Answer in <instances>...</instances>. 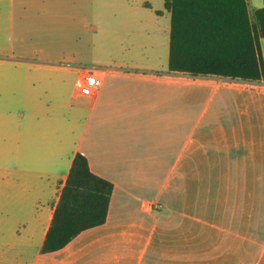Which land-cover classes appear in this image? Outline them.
<instances>
[{"label":"crops","instance_id":"crops-1","mask_svg":"<svg viewBox=\"0 0 264 264\" xmlns=\"http://www.w3.org/2000/svg\"><path fill=\"white\" fill-rule=\"evenodd\" d=\"M65 3L0 0V264H264V80L169 70L165 0H73L70 44ZM77 153L114 185L107 220L42 253Z\"/></svg>","mask_w":264,"mask_h":264},{"label":"trees","instance_id":"trees-1","mask_svg":"<svg viewBox=\"0 0 264 264\" xmlns=\"http://www.w3.org/2000/svg\"><path fill=\"white\" fill-rule=\"evenodd\" d=\"M165 8L171 13L169 70L264 80V6L252 15L247 0H165ZM113 189V183L93 173L87 157L77 153L41 252L57 251L82 231L104 224Z\"/></svg>","mask_w":264,"mask_h":264},{"label":"rangeland","instance_id":"rangeland-1","mask_svg":"<svg viewBox=\"0 0 264 264\" xmlns=\"http://www.w3.org/2000/svg\"><path fill=\"white\" fill-rule=\"evenodd\" d=\"M66 3H65V9H64V16H63V19H64V23H63V26H64V29H63V35H64V38L65 39H68V40H65V44H70V40L72 38V35H71V27L74 25L72 23V13L73 11L75 12L76 9H71V7H69L70 5H72V1L73 0H64ZM80 1V0H78ZM81 1H84V4H85V8H81L79 9L80 10V17H92V12L95 10L96 12V15L98 16L99 14L101 16L103 15H109L108 12H106V9L103 7H100V4L105 2V1H110V0H94L96 1V7L93 8V7H89V2H92V0H81ZM132 1V0H130ZM154 6H162V0H150ZM99 15V16H100ZM9 21H4V24L0 25L2 27V30L0 31V52L3 53L4 55H0V57L2 56H9L11 57V55L13 54H16V58H19L18 56L19 55V42L18 41H13V37L10 33V28H11V25L8 23ZM82 26H85V29H82V28H79L78 30V37L77 36H74L73 39H76V38H84L86 40V38L88 37V30H87V24L85 25H80V27ZM37 48H40L39 45L37 46Z\"/></svg>","mask_w":264,"mask_h":264},{"label":"built area","instance_id":"built-area-1","mask_svg":"<svg viewBox=\"0 0 264 264\" xmlns=\"http://www.w3.org/2000/svg\"><path fill=\"white\" fill-rule=\"evenodd\" d=\"M101 85L99 76L92 70H86L77 81V86L85 91H95Z\"/></svg>","mask_w":264,"mask_h":264}]
</instances>
